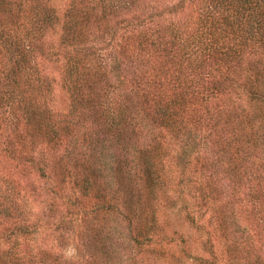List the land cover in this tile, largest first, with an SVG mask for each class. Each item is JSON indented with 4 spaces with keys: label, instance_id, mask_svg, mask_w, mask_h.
<instances>
[{
    "label": "trees",
    "instance_id": "1",
    "mask_svg": "<svg viewBox=\"0 0 264 264\" xmlns=\"http://www.w3.org/2000/svg\"><path fill=\"white\" fill-rule=\"evenodd\" d=\"M171 3L0 0V264H264V0Z\"/></svg>",
    "mask_w": 264,
    "mask_h": 264
},
{
    "label": "rangeland",
    "instance_id": "2",
    "mask_svg": "<svg viewBox=\"0 0 264 264\" xmlns=\"http://www.w3.org/2000/svg\"><path fill=\"white\" fill-rule=\"evenodd\" d=\"M70 1L71 0H53V3L60 9V8H64ZM177 1L178 0H173V4H175ZM173 4L171 3L170 5H173ZM55 100H56L57 106H59L60 108L64 110L68 108L69 97L67 93L65 92V90H63L61 84L59 83H57L56 89H55ZM32 176L33 178L36 179L35 181L38 185V191L36 192V195H34V197L39 196L38 198L39 200H41V198H44V196H47L45 200L41 201V203L40 201H37L36 203L37 205L40 203L39 204V206H41L40 211L42 210L44 206H46L47 212H49L50 214H54L57 207L55 208L53 213L50 212L49 210L51 209L50 203L52 202V197L48 196V195H51V190H50L51 179L43 177V176L40 177V175L38 176V174L34 172L32 173ZM178 196H177L176 201H174L173 205L170 207V209L171 211H173V208H178L179 213L177 214L176 217L174 216L171 217L170 227L172 229L174 228L177 229L180 233H183L184 237L188 241L193 243L195 251L197 253H201L202 252L201 237L199 238L200 229L198 227V224H204L203 218L201 216L202 212L198 210L195 211V215L197 216V222L193 224V222L186 219L185 211L182 209L183 205L186 202V198L189 196L188 190L185 188L181 194V197L178 198ZM90 202H92V200ZM44 217L49 218L46 214ZM198 219H200V221H198ZM41 230L39 234L40 240H42V238H45L49 242L53 241V244H55L56 246L60 245V240L58 239L59 233L57 231L53 232L51 229L46 228V227L42 228ZM64 241H66V245L63 249L68 255L77 256L79 253H81V249L79 247V242L77 238L70 237V238L65 239ZM174 245L177 246L179 244L174 243ZM60 248L62 249V247ZM147 253H150V251L148 250ZM161 264H169V263L163 260Z\"/></svg>",
    "mask_w": 264,
    "mask_h": 264
}]
</instances>
